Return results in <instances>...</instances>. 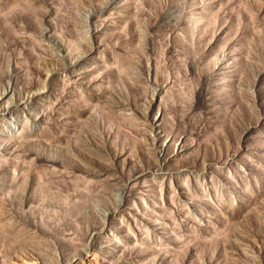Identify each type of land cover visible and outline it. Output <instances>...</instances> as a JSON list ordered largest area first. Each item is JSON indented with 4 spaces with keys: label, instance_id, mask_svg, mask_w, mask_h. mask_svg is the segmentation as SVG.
Masks as SVG:
<instances>
[{
    "label": "rangeland",
    "instance_id": "1",
    "mask_svg": "<svg viewBox=\"0 0 264 264\" xmlns=\"http://www.w3.org/2000/svg\"><path fill=\"white\" fill-rule=\"evenodd\" d=\"M0 264H264V0H0Z\"/></svg>",
    "mask_w": 264,
    "mask_h": 264
}]
</instances>
